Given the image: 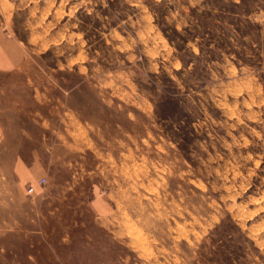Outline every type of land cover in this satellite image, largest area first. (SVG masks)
Wrapping results in <instances>:
<instances>
[{
    "label": "rangeland",
    "instance_id": "1",
    "mask_svg": "<svg viewBox=\"0 0 264 264\" xmlns=\"http://www.w3.org/2000/svg\"><path fill=\"white\" fill-rule=\"evenodd\" d=\"M3 128L0 264H264V0H0Z\"/></svg>",
    "mask_w": 264,
    "mask_h": 264
},
{
    "label": "crops",
    "instance_id": "2",
    "mask_svg": "<svg viewBox=\"0 0 264 264\" xmlns=\"http://www.w3.org/2000/svg\"><path fill=\"white\" fill-rule=\"evenodd\" d=\"M22 143L0 129V174L9 182L12 178L19 184L34 183L39 180L31 170L29 161L21 154Z\"/></svg>",
    "mask_w": 264,
    "mask_h": 264
},
{
    "label": "built area",
    "instance_id": "3",
    "mask_svg": "<svg viewBox=\"0 0 264 264\" xmlns=\"http://www.w3.org/2000/svg\"><path fill=\"white\" fill-rule=\"evenodd\" d=\"M46 182V179L45 178H41L40 180H39V184H44ZM35 189H36V187H35V185H30L29 187H28V193L29 194H33L34 192H35Z\"/></svg>",
    "mask_w": 264,
    "mask_h": 264
}]
</instances>
